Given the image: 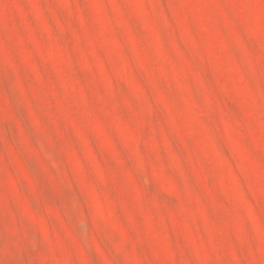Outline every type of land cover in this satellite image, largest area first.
<instances>
[{
	"label": "rangeland",
	"instance_id": "1",
	"mask_svg": "<svg viewBox=\"0 0 264 264\" xmlns=\"http://www.w3.org/2000/svg\"><path fill=\"white\" fill-rule=\"evenodd\" d=\"M0 264H264V0H0Z\"/></svg>",
	"mask_w": 264,
	"mask_h": 264
}]
</instances>
